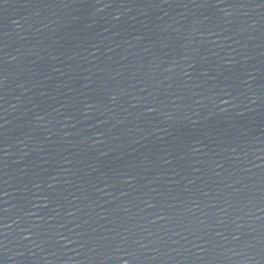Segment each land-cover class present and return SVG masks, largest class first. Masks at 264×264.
I'll list each match as a JSON object with an SVG mask.
<instances>
[{
    "label": "water",
    "instance_id": "obj_1",
    "mask_svg": "<svg viewBox=\"0 0 264 264\" xmlns=\"http://www.w3.org/2000/svg\"><path fill=\"white\" fill-rule=\"evenodd\" d=\"M0 264H264V0H0Z\"/></svg>",
    "mask_w": 264,
    "mask_h": 264
}]
</instances>
